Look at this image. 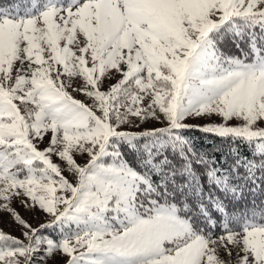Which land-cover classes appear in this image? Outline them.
Wrapping results in <instances>:
<instances>
[{"label":"snow or ice","instance_id":"snow-or-ice-1","mask_svg":"<svg viewBox=\"0 0 264 264\" xmlns=\"http://www.w3.org/2000/svg\"><path fill=\"white\" fill-rule=\"evenodd\" d=\"M246 188L264 194V0L0 4V224L22 229L0 228V264H264V203L229 211Z\"/></svg>","mask_w":264,"mask_h":264},{"label":"trees","instance_id":"trees-1","mask_svg":"<svg viewBox=\"0 0 264 264\" xmlns=\"http://www.w3.org/2000/svg\"><path fill=\"white\" fill-rule=\"evenodd\" d=\"M7 2H11V0H0V4ZM224 48L229 55H240L235 46L230 43L226 42ZM186 134L192 138L194 149L198 153L203 152L209 158L214 156L219 163L220 158L224 154V149L226 148L225 142H223L219 138L212 137L211 135H207L199 131H190ZM242 150L246 151V149ZM196 167L198 173L202 171L200 166ZM205 190L207 191V188ZM262 203H264V194L260 193L259 191L252 192L246 188L242 197L234 202V207H231L229 211L239 213L246 210H251L253 208V205L259 206Z\"/></svg>","mask_w":264,"mask_h":264},{"label":"rangeland","instance_id":"rangeland-1","mask_svg":"<svg viewBox=\"0 0 264 264\" xmlns=\"http://www.w3.org/2000/svg\"><path fill=\"white\" fill-rule=\"evenodd\" d=\"M74 95L76 96V98H79L83 101H85L86 103H91V100L86 98L85 96H83L80 93H74ZM205 121H193V123H199V124H203ZM54 162L59 163L58 160H55ZM81 163L83 161H80ZM67 174V173H65ZM23 217L29 222L31 223L34 227L38 226L40 223H43L44 221L50 219V217L44 216L43 214L40 213H36V214H32V213H28L25 212L23 209L20 210ZM0 228H2L6 233H10L14 236H20V233L22 231V229L16 224L13 223L9 217L5 214L4 216V223L0 224ZM49 231L51 232L52 230L49 229ZM223 259H227L226 255H222ZM47 264H53V261L51 259L47 260Z\"/></svg>","mask_w":264,"mask_h":264}]
</instances>
